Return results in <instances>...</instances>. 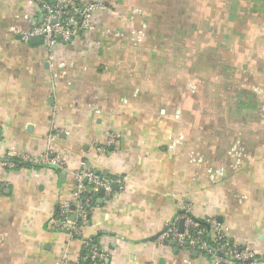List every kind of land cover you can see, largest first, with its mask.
Here are the masks:
<instances>
[{
  "label": "crops",
  "instance_id": "crops-1",
  "mask_svg": "<svg viewBox=\"0 0 264 264\" xmlns=\"http://www.w3.org/2000/svg\"><path fill=\"white\" fill-rule=\"evenodd\" d=\"M89 1L107 8L93 28L51 50L23 39L43 18L35 0H0V264H76L92 239L106 264H212L157 241L187 205L261 259L250 264H264V0L254 14L243 0ZM248 33L256 36V64L236 66L230 82L186 88L190 111L182 118L173 77L181 68L153 61L166 53L157 43L200 45L202 74L222 76L217 36ZM227 87L256 89L258 113L224 112ZM196 88L219 112L199 114ZM46 155L61 160L66 179L16 160ZM83 167L107 177L112 192L93 195L90 222L74 239L51 220L76 201L74 176Z\"/></svg>",
  "mask_w": 264,
  "mask_h": 264
},
{
  "label": "built area",
  "instance_id": "built-area-1",
  "mask_svg": "<svg viewBox=\"0 0 264 264\" xmlns=\"http://www.w3.org/2000/svg\"><path fill=\"white\" fill-rule=\"evenodd\" d=\"M35 1L42 8L43 18L34 20L32 29L23 39L29 42L34 37H40L51 50L62 43L72 42L81 33L92 29L96 13L107 9L104 4L89 0ZM117 138L113 135L110 138V145L115 146ZM16 160L22 163L53 166L64 171L61 160L52 155H46L40 160L30 156H22ZM74 180L78 188L76 201L73 204L60 205L51 221L57 230L79 239L83 229L89 224L93 195L101 189L109 195L112 192V182L86 167L75 174ZM85 182L89 186L88 191ZM181 221H183L182 231H180ZM157 241L170 243L180 250L197 251L209 257L212 264H250L256 259L251 251L226 241L222 226L216 219L208 218L202 221L196 219L194 209L190 205L185 207L182 215L168 222ZM83 250L84 255L76 264H106L107 255L94 239L85 240Z\"/></svg>",
  "mask_w": 264,
  "mask_h": 264
},
{
  "label": "trees",
  "instance_id": "trees-1",
  "mask_svg": "<svg viewBox=\"0 0 264 264\" xmlns=\"http://www.w3.org/2000/svg\"><path fill=\"white\" fill-rule=\"evenodd\" d=\"M247 2V11L248 14H254L256 13V0H243ZM218 40L213 45L218 53V55L221 57L220 65L222 66V76H219V82L221 83L222 80L230 82L231 80H234V71L236 66H239L241 63L248 62V60H253L250 63L256 64V56L251 54L253 52L254 46H256V36H251L250 33H248L246 36H217ZM190 43V42H189ZM159 44V45H158ZM173 44H176V47H169V45L165 44L163 41L157 43V48L160 50L165 51L166 53L162 52L164 55L162 56H156L153 59L156 60V64L160 65L163 63H168L172 65H177L182 69H185L187 71V68L189 70H192V68H198V72H201V68L203 67L202 63L197 59L198 57L195 55L197 54V51L200 49V45H190L187 41L179 40L178 42H174ZM241 46L244 48L245 52L248 53V55H243L242 52H238L236 50H232V48H236ZM210 48V47H207ZM244 52V51H243ZM248 56L250 59H248ZM155 62V61H154ZM190 72V73H192ZM223 81V82H224ZM253 86L254 83H253ZM219 89V88H218ZM253 88L247 90H240V89H233V88H224L223 91L227 93L225 96L227 97V104H222L221 108H224V112L226 111L229 114H232V116L235 118L236 116H244V115H253L258 113V110L256 109V89L255 91L252 90ZM186 89H184L185 98H180L181 101V109L186 108L187 109V102L190 100L189 93L185 92ZM214 91V90H213ZM218 91V90H216ZM179 92V90H178ZM216 93H221V90ZM205 105V106H204ZM217 107V108H216ZM200 108V110H199ZM197 109L199 110V114L204 116L206 112H215V109H220V106L216 105H208L205 103H202V101L197 105ZM190 110H186V112L182 113V118H185L189 115ZM243 121V120H242ZM199 123V121H197ZM244 123H248L247 120L244 121ZM18 164L20 165H28L32 166V163H22L18 161ZM105 179H108L104 175H100ZM109 180V179H108ZM93 201V205H94ZM92 205V206H93ZM90 222V220H89ZM255 260H261L256 257Z\"/></svg>",
  "mask_w": 264,
  "mask_h": 264
},
{
  "label": "rangeland",
  "instance_id": "rangeland-1",
  "mask_svg": "<svg viewBox=\"0 0 264 264\" xmlns=\"http://www.w3.org/2000/svg\"><path fill=\"white\" fill-rule=\"evenodd\" d=\"M168 75H169V73L167 74V76ZM173 77H174L175 81L181 82L182 88L178 89L179 90V95H180L181 98H185V95H186L184 93V88L186 89V88L191 87V85L193 83H197V86H198V85H201L200 82H202L205 79H207L209 81L219 82V76L216 75L215 71L211 72V74L204 75L201 72H198L197 68H193V72L192 73L186 71L185 69H182L181 73L174 74ZM201 89L202 88H196V91L198 92V96L201 98L199 100V103L201 101H202V103H205V99L202 98L201 94H200ZM170 91H172V89H170ZM185 92L188 93V90L186 89ZM216 92L217 91L215 90L213 94L216 95ZM163 93H164V91H163ZM165 95L168 96L167 91H165ZM190 106H192V104ZM188 108H189V105L187 104V109L183 107V109H181V112L183 113V112H186V110L188 111L189 110Z\"/></svg>",
  "mask_w": 264,
  "mask_h": 264
},
{
  "label": "water",
  "instance_id": "water-1",
  "mask_svg": "<svg viewBox=\"0 0 264 264\" xmlns=\"http://www.w3.org/2000/svg\"><path fill=\"white\" fill-rule=\"evenodd\" d=\"M40 42H43L42 38H40V37H34V38L31 39V43H40ZM67 43L69 44V43H71V41H68ZM37 166H39V167H47V168H51V169L58 170L61 173V178L63 180L66 179V173L64 171L60 170V169H57L56 167H53V166H45V165H42V164H37ZM96 174L101 175V172H97ZM113 188H114V190H117L118 185L116 183H114L113 184ZM99 194H100L101 197H104L106 195V192H105L104 189H101L99 191ZM99 203L101 204L102 203V200H99ZM73 219H74V216H73ZM182 230H183V221H181V223H180V231H182ZM195 254L197 255L198 252L195 251Z\"/></svg>",
  "mask_w": 264,
  "mask_h": 264
}]
</instances>
